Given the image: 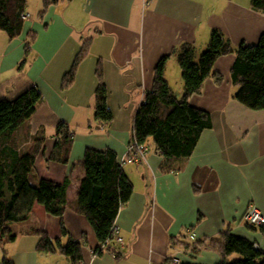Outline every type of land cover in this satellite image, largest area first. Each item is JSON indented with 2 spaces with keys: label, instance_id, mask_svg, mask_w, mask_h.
<instances>
[{
  "label": "crops",
  "instance_id": "1",
  "mask_svg": "<svg viewBox=\"0 0 264 264\" xmlns=\"http://www.w3.org/2000/svg\"><path fill=\"white\" fill-rule=\"evenodd\" d=\"M251 2L61 0L48 8L41 22L26 11L33 20L26 21L22 34L47 35L46 44L36 47L38 56L30 58L36 64L28 72L29 81L43 94V114L68 122L71 131L77 123L83 134L75 135L69 160L62 163L50 158L57 135L49 129L55 127H44L45 140L32 178L59 182L68 178L66 210L60 218L35 204L27 220L11 224L16 238L0 240V264H5V258L13 264H73L60 252L39 251L41 233L64 245L70 237L81 241L86 264H169L166 261L171 257H178L180 264H217L222 258L219 245L210 243L219 242L228 231L259 243L264 251V233L244 220L250 203L264 213V109L249 108L235 98L238 85L231 77L235 53L219 57L214 64L223 77L221 82L209 77L201 93L190 97L192 105L211 114L212 127L203 131L189 157L176 159L163 170L164 157L149 138L142 162L122 163L134 191L116 220L124 240V245H115L120 255L108 251L95 255L96 233L75 210L85 174V150L109 147L123 162L134 135L137 108L152 89L163 58L165 77L180 98L184 83L177 52L183 44H193L200 54L214 29L223 32L235 48L241 43H258L264 33V11L253 9ZM21 35L8 42L0 34V49L4 48L0 51V83L9 81L7 68L22 58L21 43L26 37ZM87 40L88 52L77 64L74 80L65 87L64 77ZM100 82L108 90L107 103L113 113L109 123L94 117ZM31 128L30 135L41 129L35 124ZM62 225L69 235L62 233ZM193 241L202 242L201 246L195 249L190 245ZM234 256L240 258L232 254L229 260Z\"/></svg>",
  "mask_w": 264,
  "mask_h": 264
},
{
  "label": "trees",
  "instance_id": "2",
  "mask_svg": "<svg viewBox=\"0 0 264 264\" xmlns=\"http://www.w3.org/2000/svg\"><path fill=\"white\" fill-rule=\"evenodd\" d=\"M60 1L43 0V11ZM27 2L0 0V30L6 32L10 40L19 37L24 30L22 14L26 12ZM251 5L255 10L264 11V0H252ZM35 38V33H28L26 53ZM88 46L87 40L77 54L72 69L64 77L65 87L74 80L77 64L87 54ZM231 53L236 54L231 70L232 81L238 85L235 98L249 108L264 109V33L257 44L241 43L235 48L223 32L214 29L208 45L200 54L193 44H183L177 52L184 83V93L180 98L165 77L166 58L157 65L153 87L146 92L137 108L132 139L146 143L152 138L157 151L164 157L163 170L169 169L168 163L189 157L203 131L212 127L211 114L192 105L190 97L201 93L207 78L222 81L223 77L214 70V64L219 57ZM11 82L0 84V240L6 241H13L17 236L12 232L11 224L27 220L37 203L43 205L49 214L63 217L69 179L59 182L41 178L35 181L32 178L33 167L43 148L44 127H56L57 139L50 157L54 161L68 162L75 137L68 122L55 118L51 113L43 114L45 102L36 84L27 81L10 92ZM4 90L9 91L5 93ZM95 95V119L103 123L111 122L113 113L107 103L108 90L104 82L99 83ZM26 124H30L29 128ZM34 124L41 129L30 135ZM21 130L25 140L20 138ZM29 138L31 142H22ZM83 164L85 174L75 210L88 219L96 233L98 245L93 253L101 255L108 251L118 256L120 253L114 240L117 235L116 220L121 208L131 199L133 182L112 148L88 147ZM261 230L264 233V228ZM62 233L69 235L64 225ZM201 243L193 241L190 245L196 249ZM215 243L219 245L222 257L217 264H264V251L256 249L254 242L245 237L228 231L219 242L210 244L216 247ZM37 248L44 253L60 252L73 264L83 260V244L73 237L64 245L60 239L52 240L46 233H41ZM232 254H239L240 258L229 260ZM166 262L170 264V260ZM4 263L13 264L7 258Z\"/></svg>",
  "mask_w": 264,
  "mask_h": 264
},
{
  "label": "rangeland",
  "instance_id": "3",
  "mask_svg": "<svg viewBox=\"0 0 264 264\" xmlns=\"http://www.w3.org/2000/svg\"><path fill=\"white\" fill-rule=\"evenodd\" d=\"M43 9H44L43 0H28L26 11L31 12L33 14V17L35 19H37L39 22L42 21L43 15L48 12V11L44 12ZM32 20L33 19L31 17H29L28 19H26L24 21H25V23H27L28 21L31 22ZM53 26H55V25H53ZM30 32H32L33 34L35 33V35H36V38L33 40L32 44L30 45V51L28 53H26L25 42L23 40V42L21 43V47H22V51H23L22 58L20 59L19 62H16L14 67L11 64V66H10L11 69L7 68L8 74L6 75V78L9 77V78H7V80L12 81L10 86H9L10 92L17 89L20 85H22V86L25 85L24 83L29 81L28 72L30 71V66L31 65L34 66L36 64V62H34V63L30 62L31 61L30 58L31 57L36 58L38 56V54L40 53L37 51V48H36L37 46L43 47L46 44L47 35H45V33L41 32V34H40V33L35 32V31H30ZM28 33H29V31H24V33H23L24 36L26 37V39L28 38ZM0 34L2 36L3 35L7 36V41L9 42L10 39H9L8 35L6 34V32H4L3 30H0ZM13 40H10V41H13ZM0 42H1V39H0ZM3 49L4 48H2V50L0 49V51H3ZM1 57H2V54H1ZM4 78H5V76H4ZM0 81H1V78H0ZM16 82H18V83H16ZM15 83H16V85H15ZM4 91H5V93L8 92L6 90H4ZM73 127H74V130H72V131L75 133V135L82 136L83 133L81 132V128H78L79 124L75 123ZM49 131L56 134V127L54 130L52 128H50ZM20 138L22 140H24V134L22 132H20ZM235 259L236 258L234 256L232 258V260H235Z\"/></svg>",
  "mask_w": 264,
  "mask_h": 264
},
{
  "label": "built area",
  "instance_id": "4",
  "mask_svg": "<svg viewBox=\"0 0 264 264\" xmlns=\"http://www.w3.org/2000/svg\"><path fill=\"white\" fill-rule=\"evenodd\" d=\"M29 17L30 14L27 12H24L22 14V18L24 20L28 19ZM147 152H148V146L146 143H139L137 140L131 139V141L127 144V156L122 163H127V162L140 163L144 160ZM244 220L249 227L258 228V229L264 228V213L254 203H250L248 205V208L244 215ZM115 229L117 233L114 239L115 242L118 245H124V240L119 234V227L117 226V224L115 226ZM187 231L189 236L192 239H194L195 236L191 232V230L188 229ZM254 247L256 249H259L260 248L259 243L255 242ZM167 260H170V264H180V259L178 257H171L168 258ZM77 264H86V263L83 260H80L79 262H77Z\"/></svg>",
  "mask_w": 264,
  "mask_h": 264
}]
</instances>
